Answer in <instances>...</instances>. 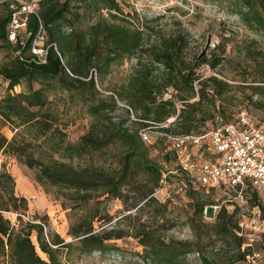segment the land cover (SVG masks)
Here are the masks:
<instances>
[{
  "label": "trees",
  "instance_id": "1",
  "mask_svg": "<svg viewBox=\"0 0 264 264\" xmlns=\"http://www.w3.org/2000/svg\"><path fill=\"white\" fill-rule=\"evenodd\" d=\"M225 1L246 27L264 32V0ZM1 2L6 10L0 11V48L8 44L9 52L14 54L19 50L20 55L0 65V80L6 83V92L0 95V152L34 168L35 180L41 186L63 192L65 199L61 206L82 210L68 230L69 236L77 239L80 251L106 250V241L122 235L104 228L96 231L94 220L100 211L93 205L101 203L100 197L119 199L127 204L131 195L127 210L140 211L143 206H152L156 201L153 193L161 186L164 175L162 165L149 157L150 149L139 135V126L161 123L176 115L164 130L189 133L199 117L204 119L210 113L215 97L221 96L229 83L209 76L199 79L197 87L198 76L187 61L185 33L157 30L158 35L152 34L151 25L127 19L118 0H36V13L22 14L29 35L16 42L7 38L13 12L10 4L18 7L21 4L16 0ZM40 28L46 37L43 62L31 53ZM124 60H133L130 72L112 94L102 96L97 81L102 82L105 75ZM208 64L216 68L218 63ZM21 84H25V91H12ZM168 90L171 97L166 98L164 94ZM59 102L64 107L77 106L89 118L87 131L75 143L63 141L64 131L59 129L55 113ZM121 103L127 107H120ZM118 109H123L127 116H114L113 112ZM218 112L224 122H229L223 109ZM5 125L16 131L11 139L1 130ZM20 128L32 132L30 137L22 136ZM56 136L61 137L55 139ZM36 144L40 146L38 156L33 149ZM97 152L112 157L114 164L96 165L92 161L74 166L52 157L57 153L60 158L85 159ZM170 152L165 154L167 159ZM179 175L182 178L178 181L190 185L192 181L186 175ZM170 177L169 174L167 181ZM14 188V178L5 169V162L0 163V264H62L58 252L71 248L73 240L47 237V234L45 238L42 223L35 219L24 220L21 214L27 210L26 198L15 194ZM191 199L193 243L180 242L182 250H179L172 241L165 242L155 235L154 229L140 224L143 229L133 235L143 246L139 254L143 261L174 264L178 258H185L192 245L201 264H217L200 249L203 240L210 235L201 237L195 224L197 218L198 224H202L203 209L212 203ZM159 206L160 215L167 204L159 203ZM224 210L222 207L218 214ZM5 211L18 213L16 223L5 216ZM32 232L46 258L36 251L30 238ZM234 235L239 239V247L241 238ZM244 255L245 252L241 257Z\"/></svg>",
  "mask_w": 264,
  "mask_h": 264
},
{
  "label": "rangeland",
  "instance_id": "2",
  "mask_svg": "<svg viewBox=\"0 0 264 264\" xmlns=\"http://www.w3.org/2000/svg\"><path fill=\"white\" fill-rule=\"evenodd\" d=\"M16 1L23 4L26 0ZM118 3L127 19L143 25H151L152 34L158 35L157 30L185 33L188 43L187 61L194 68L195 76H198L195 80L197 87L199 79L209 76L229 83L222 95L215 97L209 107L210 113L204 119L202 117L197 119L193 127L194 131L199 132L214 127L221 117L218 109L225 111L229 122H235L239 116L246 115L250 122L264 126L263 31L246 27L233 14L231 5L225 0H118ZM2 4L0 0V11H5L6 8ZM45 44V35L35 41L38 48H44ZM218 44H220L219 48L216 47ZM10 47L6 44L0 48V65L8 63L11 57L15 56L9 52ZM203 58L207 61L200 63L198 59ZM132 61L124 60L120 66L113 67L102 82L97 81V88L102 96L113 93L120 80L130 72ZM212 61L218 63L216 68L209 66L208 63ZM22 90H26L25 84L16 85L12 89L13 92ZM5 92L6 83L0 80V95ZM170 92L168 90L164 94L166 98L171 97ZM121 106L126 107L123 103L120 104ZM55 111L58 114V127L64 131L62 137L64 143H75L79 136L87 131L89 118L77 106L64 107L62 102L57 103ZM113 115L124 117L127 113L123 109H118ZM130 117L133 119L132 112ZM1 130L8 139H11L16 132L11 130L9 125L3 126ZM19 130L23 131L22 136L26 138L32 133L23 128ZM60 137L56 136L55 139ZM146 144L150 149L149 157L153 162L162 165L163 173L173 170V173H170V181L155 190L153 197L156 201L152 206H143L140 211L127 210L126 206L132 200L131 195L127 204L119 199L99 198L101 203L93 205L98 206L100 211L95 217L94 228L96 231L104 228L113 234L122 235L121 238L113 237L106 241L108 248L101 251L95 249L82 252L78 248L77 239L69 236V227L82 210L78 208L73 211L69 207L61 206L62 199H65L63 192H58L51 186L46 188L41 186L35 180L34 168L19 162L15 156L0 152V163L5 162V169L15 180L14 193L26 198L27 210L22 211V218L35 219V222L42 223L45 238L47 234V237L52 235L64 238L65 241L73 240L71 248L58 252L62 264H150L140 257L143 246L133 235L143 229L140 224L154 229L156 236L165 242L172 241L177 249L182 250L180 242L193 243L195 240V233L190 226L193 213L191 197L212 203L203 209L202 224H198L199 218L194 217L197 218L195 223L198 227L197 233L201 237L210 235L209 239L203 240L200 246L208 258L217 264H264V189L247 188L245 197L240 199L234 191L219 185L200 187L190 182V185L183 186L182 181H178L182 175L174 171L177 168V159L168 147V143L160 134L155 133ZM200 148H204V145ZM33 149L38 156L40 146L36 144ZM196 149L197 146H193L192 152L199 159L200 152ZM169 151L171 152L167 159L165 154ZM200 156V159L206 158L205 154ZM52 157L71 162L74 166L85 165L92 161L96 165L114 164L112 157L99 152L94 153L92 158L85 159L60 158L57 153ZM159 203L167 204L164 212H160L159 209L160 215L157 212ZM222 207L225 210L218 214ZM255 213L259 214V228L253 236L250 221ZM4 214L12 223H16L17 212L5 211ZM234 234L241 238L239 247V239ZM252 236L253 240L250 239ZM30 238L35 243L38 254L46 258L38 248L34 232ZM188 249L190 250L185 258H178L174 264H201L193 246ZM243 252L245 255L241 257Z\"/></svg>",
  "mask_w": 264,
  "mask_h": 264
},
{
  "label": "built area",
  "instance_id": "3",
  "mask_svg": "<svg viewBox=\"0 0 264 264\" xmlns=\"http://www.w3.org/2000/svg\"><path fill=\"white\" fill-rule=\"evenodd\" d=\"M10 8L13 12L7 38L10 42H16L29 35L27 22L22 14L36 13V0H26L20 7L10 4ZM42 36L43 30L40 28L31 46V53L38 56L39 62L45 61L46 49L36 47L35 41L42 39ZM20 43L23 44V41ZM14 54L19 56L20 51L15 50ZM175 118L176 115L169 116L161 123L139 128V135L144 142H149L156 133L168 143L177 159V168L174 171L186 175L199 186L226 187L229 191H234L240 199L245 197L247 188L264 189V126H257L250 122L246 115H241L235 122H224L219 118L215 126L208 130L199 132L192 130L184 134L166 132L164 128H168ZM201 145H204V148H200ZM193 146H197L196 150L200 152L199 159L203 154L206 158L199 160L194 156ZM172 171L164 173L161 186L168 183L167 177L173 173ZM182 185L185 186L183 182ZM258 215V213L252 215L250 221L253 236L259 228ZM253 236L251 240L254 239Z\"/></svg>",
  "mask_w": 264,
  "mask_h": 264
}]
</instances>
